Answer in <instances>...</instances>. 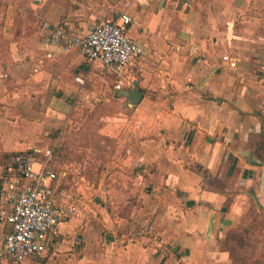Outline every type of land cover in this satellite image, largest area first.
I'll use <instances>...</instances> for the list:
<instances>
[{
	"label": "crops",
	"instance_id": "0c3cea01",
	"mask_svg": "<svg viewBox=\"0 0 264 264\" xmlns=\"http://www.w3.org/2000/svg\"><path fill=\"white\" fill-rule=\"evenodd\" d=\"M118 11L140 53L122 76L95 64L121 109L53 151L54 198L75 213L22 264H234L230 231L264 204V0H0V202L8 155L49 149L92 72L52 28L85 35Z\"/></svg>",
	"mask_w": 264,
	"mask_h": 264
},
{
	"label": "built area",
	"instance_id": "2783aa9c",
	"mask_svg": "<svg viewBox=\"0 0 264 264\" xmlns=\"http://www.w3.org/2000/svg\"><path fill=\"white\" fill-rule=\"evenodd\" d=\"M131 16L125 11L97 22L85 35H76L63 27L52 28L63 50L77 49L90 61L122 76L125 68L140 53L127 34ZM121 81L115 89L121 88ZM15 172L14 186L0 202V224L10 230L3 236L8 264H22L28 257L44 251L49 238L75 213L68 201L54 198L53 183L57 173L52 165L53 150L40 153L36 148L8 155Z\"/></svg>",
	"mask_w": 264,
	"mask_h": 264
},
{
	"label": "rangeland",
	"instance_id": "374dc122",
	"mask_svg": "<svg viewBox=\"0 0 264 264\" xmlns=\"http://www.w3.org/2000/svg\"><path fill=\"white\" fill-rule=\"evenodd\" d=\"M114 14L115 12H112L105 17H112ZM75 51L80 53L77 49ZM84 62H87L86 58H83L81 61V63ZM89 68H92L91 74H85L84 83H80L83 86L82 91L78 93L81 95L80 99L105 100L107 98L108 101L95 107H84L80 103L79 97L76 96L79 102L75 104V107H72L69 114L70 121L68 124H65L66 127L56 126L53 129V135H50V139L48 140L43 136L40 137L44 144L53 149L55 155L57 153L56 150L61 149L65 144L64 138L75 147L83 143V137L79 135L84 127V124L80 125L82 122L86 123L85 127H87L90 124L89 122H92L95 117H97L96 119L98 117L105 118L108 114L114 115L116 113H113L114 110L121 109L120 103L111 102L112 95H114L115 77L95 63H89ZM50 93L52 94L53 91ZM44 109L40 107L39 111L43 112ZM85 127L84 131H86ZM86 129L88 130V127ZM83 130L81 131L82 133L84 132ZM244 210L246 219L240 224L237 231L234 229L233 233L231 231V234L228 233L233 238V241H229L228 243L231 244L229 247L235 262L234 264H264V204L261 201H248Z\"/></svg>",
	"mask_w": 264,
	"mask_h": 264
},
{
	"label": "water",
	"instance_id": "95a60500",
	"mask_svg": "<svg viewBox=\"0 0 264 264\" xmlns=\"http://www.w3.org/2000/svg\"><path fill=\"white\" fill-rule=\"evenodd\" d=\"M122 94L126 96L132 104H137L142 97L141 92L136 88L124 90Z\"/></svg>",
	"mask_w": 264,
	"mask_h": 264
}]
</instances>
